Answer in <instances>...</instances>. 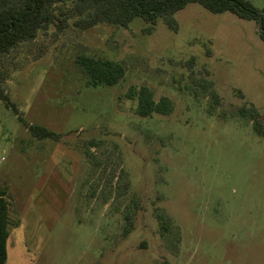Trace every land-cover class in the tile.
Segmentation results:
<instances>
[{
	"label": "rangeland",
	"instance_id": "rangeland-1",
	"mask_svg": "<svg viewBox=\"0 0 264 264\" xmlns=\"http://www.w3.org/2000/svg\"><path fill=\"white\" fill-rule=\"evenodd\" d=\"M175 16L178 31L158 19L146 33L141 17L51 25L6 55L4 85L23 117L61 135L35 138L0 100L6 264H264V136L235 112L253 103L264 119V41L230 12L191 3ZM81 51L122 62L124 78L88 86ZM192 56L220 106L188 85ZM141 85L169 97L171 113L136 114L125 93Z\"/></svg>",
	"mask_w": 264,
	"mask_h": 264
},
{
	"label": "trees",
	"instance_id": "trees-1",
	"mask_svg": "<svg viewBox=\"0 0 264 264\" xmlns=\"http://www.w3.org/2000/svg\"><path fill=\"white\" fill-rule=\"evenodd\" d=\"M191 3H197L212 13L230 12L241 19L254 20L258 34L264 41V10L249 0H0V100L35 138L58 140L60 133L41 124L28 123L6 91L4 83L7 74L3 69L6 55L20 43L35 40L40 30H47L51 25L58 30L69 25L85 30L102 23L128 27L135 17H141L146 22L143 28L146 33L154 31L158 19H162L171 30L178 31L179 22L175 15ZM70 13L74 17L72 21ZM75 61L86 73L88 86L113 85L126 74L122 62L85 51H81ZM195 61L192 56L183 63L189 70L188 85L207 92L211 96L212 105L220 106L221 98L214 87L210 70H195ZM125 94L134 101L135 113L139 116L169 114L173 110L169 97L162 96L156 100L153 90L147 85L131 86ZM235 112L249 118L254 130L264 136V119L256 105L246 102ZM157 219L161 229H171L170 222L161 213H157ZM128 220L125 232L132 226V221ZM14 223L18 226V222ZM11 224L6 190L0 187V264H6L8 259L7 244Z\"/></svg>",
	"mask_w": 264,
	"mask_h": 264
},
{
	"label": "crops",
	"instance_id": "crops-1",
	"mask_svg": "<svg viewBox=\"0 0 264 264\" xmlns=\"http://www.w3.org/2000/svg\"><path fill=\"white\" fill-rule=\"evenodd\" d=\"M9 240V239H8Z\"/></svg>",
	"mask_w": 264,
	"mask_h": 264
}]
</instances>
